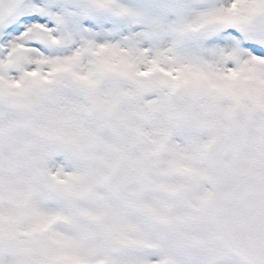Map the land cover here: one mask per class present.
I'll return each mask as SVG.
<instances>
[{
    "label": "snow or ice",
    "instance_id": "1",
    "mask_svg": "<svg viewBox=\"0 0 264 264\" xmlns=\"http://www.w3.org/2000/svg\"><path fill=\"white\" fill-rule=\"evenodd\" d=\"M0 264H264V0H0Z\"/></svg>",
    "mask_w": 264,
    "mask_h": 264
}]
</instances>
